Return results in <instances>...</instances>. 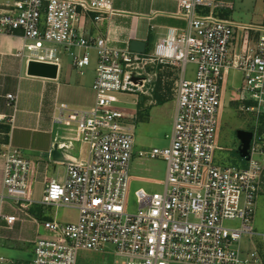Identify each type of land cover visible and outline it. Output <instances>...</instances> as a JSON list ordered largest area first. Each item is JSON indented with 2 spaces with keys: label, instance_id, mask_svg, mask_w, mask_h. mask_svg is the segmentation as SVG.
Listing matches in <instances>:
<instances>
[{
  "label": "built area",
  "instance_id": "1",
  "mask_svg": "<svg viewBox=\"0 0 264 264\" xmlns=\"http://www.w3.org/2000/svg\"><path fill=\"white\" fill-rule=\"evenodd\" d=\"M112 3L6 0L0 4V34L19 32L24 45L17 56L28 62L61 68L63 49L83 72L91 62L90 49L95 48L98 55L95 103L89 108L59 107L55 115L57 122L76 124L86 155L67 162L63 179L51 177L39 201L44 206L76 209L77 220L40 222L32 217L31 161L8 142L0 148L5 158L0 239L2 228L13 230L17 222L31 218L37 226L43 225L45 233L37 231L32 240L34 256L29 264H78L80 250H100L107 244L116 247L121 264H264L258 247L242 246L244 236L258 234L253 219L256 198L264 188V134L254 131L248 166L215 162V152L221 148V84L230 68L244 74L248 97L242 100L252 101L245 110L264 114V13L257 27H244L258 32L254 46L246 39L242 53L230 60L234 25L215 15L219 8H232L230 2L178 0L176 15L187 26L169 27L166 36L145 53L112 47L108 37L89 38L81 33L85 15L95 14L97 20L112 15L116 12ZM155 62L181 68L170 143L149 153L166 162L167 174L162 191H135L139 209L130 213L125 205L135 152L134 130L128 122L133 115L116 104V96L143 92L151 82L147 67ZM189 63L195 65L192 78L186 76ZM7 99L13 108L11 123L17 95L9 93ZM6 118L0 114V122ZM233 220L239 226L226 224ZM11 262L0 254V264Z\"/></svg>",
  "mask_w": 264,
  "mask_h": 264
},
{
  "label": "crops",
  "instance_id": "2",
  "mask_svg": "<svg viewBox=\"0 0 264 264\" xmlns=\"http://www.w3.org/2000/svg\"><path fill=\"white\" fill-rule=\"evenodd\" d=\"M5 1L0 0V4ZM218 1L230 2L233 5L232 8H219L215 11L217 17L234 25L235 35L229 53V59L232 60L235 55L242 53L246 39L254 46L258 32L246 31L244 27L252 25L257 27L261 24L264 9L260 15L253 14L251 22L245 23L233 20L229 14V11L235 8V0ZM112 6L116 12L112 15L104 14L102 19L97 20L95 14L85 15L81 23V33L89 38L108 37V44L119 49H131L132 40L145 41L148 52L154 48L157 41L166 36L169 27L181 29L187 26V21L176 15L178 0H113ZM23 45L24 39L19 32L0 34V114L7 117L0 122V148H5V144L10 142L31 161L28 195L35 201L33 210L31 209L32 217L40 222L44 220L66 222L60 218L57 208L44 206L39 201L48 180L51 177L63 179L67 171V162L78 156H85L86 148L80 142L81 135L76 124L57 122L55 115L59 107L89 108L95 103L93 83L98 55L95 48L90 49L92 58L88 68L91 67L92 70L84 71V68L83 72H80L73 66V62L66 68L61 62L57 78H44L27 73V59L17 56ZM60 51V56L61 54L70 56L63 49ZM9 93L17 95V110L11 123L8 118L13 115V108L7 104ZM126 94L128 93L118 94L119 99L122 101L120 96ZM136 102L138 100L133 99L131 107H134ZM173 104L175 114L176 99ZM161 107L163 104L154 105L150 109V119L154 117V110ZM55 144L63 152V160L52 159L51 151ZM77 147L79 154L74 153ZM4 162V156L0 155V192L3 190ZM77 218L78 216L75 220ZM16 225L37 224L33 219L27 218ZM16 229H19V226ZM260 251L264 253L263 250Z\"/></svg>",
  "mask_w": 264,
  "mask_h": 264
},
{
  "label": "rangeland",
  "instance_id": "3",
  "mask_svg": "<svg viewBox=\"0 0 264 264\" xmlns=\"http://www.w3.org/2000/svg\"><path fill=\"white\" fill-rule=\"evenodd\" d=\"M264 9V0H235V8L229 11L233 20L249 23L252 16L260 15ZM61 62L66 68L72 63L71 57L61 54ZM92 65V64H91ZM180 65L169 63H151L147 67L151 82L143 89V92L128 93L118 96L117 103L123 109L133 115L128 122L133 127L135 137V156L131 162V180L126 198V211L137 212L139 203L135 191L144 188L149 193L163 190L167 174L166 162L159 158L150 157L153 147H165L169 144L173 128L174 99L176 88L180 80ZM84 70V69H83ZM92 70L85 67L84 71ZM195 65L187 64L186 76L192 78ZM244 74L241 70L232 68L225 76L221 84L223 106L218 114V143L220 149L215 152V162L221 166H248L249 161L239 154L240 139L237 136L239 129L257 131L264 134V114L246 111L250 105L242 96L248 97L245 91ZM164 98L163 107L156 108L154 117L150 119V109L159 105V98ZM137 99L134 107L132 100ZM128 106V107H126ZM264 109V105H263ZM140 151L143 152L140 155ZM86 152V149H85ZM79 154V148L74 151ZM146 153V154H145ZM257 159L261 157L255 156ZM60 218L64 221L75 220L78 211L73 208H57ZM230 227L239 226L238 220L227 221ZM19 229H16L18 228ZM253 227L258 233L253 236H244L242 246L244 248L258 247L264 251V188L257 196L254 206ZM45 233L43 225H16L15 230H1L0 254L13 262L9 264H29L34 256V244L32 240L37 233ZM18 232V234H17ZM121 257L116 254V247L107 244L100 250H80L77 255L78 264H121Z\"/></svg>",
  "mask_w": 264,
  "mask_h": 264
},
{
  "label": "water",
  "instance_id": "4",
  "mask_svg": "<svg viewBox=\"0 0 264 264\" xmlns=\"http://www.w3.org/2000/svg\"><path fill=\"white\" fill-rule=\"evenodd\" d=\"M130 48L132 51L145 53L147 50V43L140 40H132L130 43ZM58 65L53 63H45L35 60H30L28 62L27 73L33 76H39L44 78H57L58 76ZM137 79V77H135ZM237 136L240 139L239 154L246 160L250 159V146L251 141L254 136V131L239 129L237 131ZM51 157L54 160L62 159L63 152L59 149L58 145L55 144L53 150L51 151ZM63 160V159H62ZM67 160V159H65Z\"/></svg>",
  "mask_w": 264,
  "mask_h": 264
},
{
  "label": "trees",
  "instance_id": "5",
  "mask_svg": "<svg viewBox=\"0 0 264 264\" xmlns=\"http://www.w3.org/2000/svg\"><path fill=\"white\" fill-rule=\"evenodd\" d=\"M148 52H149V51H148ZM158 98H159V100H158L159 103L162 104L163 102H165V101H164V100H165L164 98H161L160 96H159ZM247 102H248V104H252V101H247ZM4 131H6V130H4ZM7 131H9V128H7ZM32 210H33V209H32Z\"/></svg>",
  "mask_w": 264,
  "mask_h": 264
},
{
  "label": "bare ground",
  "instance_id": "6",
  "mask_svg": "<svg viewBox=\"0 0 264 264\" xmlns=\"http://www.w3.org/2000/svg\"><path fill=\"white\" fill-rule=\"evenodd\" d=\"M141 83H144V82L141 81Z\"/></svg>",
  "mask_w": 264,
  "mask_h": 264
}]
</instances>
